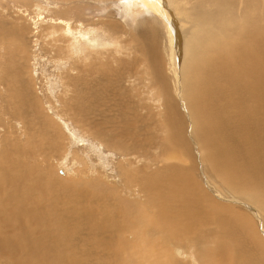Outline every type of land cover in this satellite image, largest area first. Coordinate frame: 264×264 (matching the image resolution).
<instances>
[{
	"label": "bare ground",
	"instance_id": "bare-ground-1",
	"mask_svg": "<svg viewBox=\"0 0 264 264\" xmlns=\"http://www.w3.org/2000/svg\"><path fill=\"white\" fill-rule=\"evenodd\" d=\"M31 2L48 18L22 23ZM16 5L9 22L0 12L1 44L21 48L19 63L16 49L0 63V264H264V0ZM24 30L74 59L68 108L55 90L63 72L46 77L51 93L40 86L37 49L22 74ZM62 127L82 143L72 149L95 152L91 165L60 151ZM58 155L65 174L102 173L133 198L102 181L70 194L43 164ZM101 188L112 202L88 197Z\"/></svg>",
	"mask_w": 264,
	"mask_h": 264
},
{
	"label": "rangeland",
	"instance_id": "rangeland-1",
	"mask_svg": "<svg viewBox=\"0 0 264 264\" xmlns=\"http://www.w3.org/2000/svg\"><path fill=\"white\" fill-rule=\"evenodd\" d=\"M18 1H23V0H18ZM11 2H13L14 4H15V0H4V1H1L0 3H2L1 4V8H0V12L2 11L1 9H8L9 10V12H8V16H6L4 19H3V22L6 20L7 22H9V21H11L13 18H11L12 16L13 17H18V15H19V13H18V9H17V5H18V3H16L17 5L13 8V6L12 5H14L13 3H11ZM35 3H37V2H31L30 4H29V6L28 7H25V6H22V9H21V11H22V16H23V19H21V22L22 23H24V24H29L30 22L31 23H33L31 20H35L36 21V16L37 15H40V17L42 18V20H45V19H47L48 17H47V15H48V12L45 10V9H37V6H36V4ZM42 4V3H41ZM44 11V12H43ZM18 14V15H17ZM27 14V15H26ZM44 16V17H43ZM0 17H2V15L0 14ZM43 26V23L41 24V27ZM44 26H45V24H44ZM45 31H43L42 32V34L39 36V37H33L32 36V32H29V30H24V35H25V42H24V45H23V47H22V49L24 50V52H23V55H22V57H23V59H21V62L23 63V65H24V68H23V71H22V74L24 75V76H26V77H31L30 76V67L28 66L29 65V63H30V61H29V57H31L32 55H31V53H33V50H36L37 51V55L34 57V58H36L38 61H37V63L36 62H34L35 63V66H37V68L39 67V69L37 70V71H35V74L36 75H40V80H38V81H40V86L42 87V89L45 91V93L46 92H48V93H51L50 92V89H52L51 88V86H54V84L53 83H51L50 85H46V80L47 79H49L48 81H50V78L52 77V76H49V75H51V74H53L54 76H56V75H58V72H59V74L60 73H62L63 75H61L62 76V81L60 82V86H56V88H55V90L57 89V91L56 92H60L61 94H60V96H62L64 99H65V102L63 103V105L65 104V106H67L66 108H68V105L66 104V102H69L68 100H70V99H72V97H71V95H72V93H73V85H70V84H68L69 83V78L66 76L67 75V73L68 74H76L77 73V69H75V68H72V66H74V59H72L71 57L68 59V58H66L67 57V54L65 53V52H58V53H56L55 52V49H53V44H54V42L52 41V38H48V37H45ZM1 37V36H0ZM34 40H37V41H34ZM10 42L11 41H9V40H4V41H2V44H1V42H0V52L2 53V54H8V55H3V56H0V63L2 62V68H4L5 66H6V64L8 63V56H10L11 58H13L15 61H16V58H15V56H13L14 55V51L13 52H10L11 50H14V49H16L17 50V53H16V55H17V60H18V62L17 63H19V60H20V51H21V48H20V46L19 45H17L16 46V48L12 45V42H11V44H10ZM27 42V43H26ZM34 42V43H33ZM36 43V44H35ZM4 44V45H3ZM33 45H35V47H33ZM39 46V47H38ZM3 47V48H2ZM14 47V48H13ZM18 47H19V49H18ZM1 48H2V50H1ZM34 48V49H33ZM10 51H9V50ZM49 51H48V50ZM39 50V51H38ZM32 51V52H31ZM42 51V52H41ZM48 52V53H47ZM0 53V54H1ZM13 53V54H12ZM36 54V53H35ZM45 54V55H44ZM61 54V55H60ZM64 55H65V57H64ZM39 58V59H38ZM57 58H65V59H63V60H65L64 62H66V61H68V64H66V63H64L65 64V67L64 66H59V67H55V65H54V63H48V61L47 60H57ZM107 58H109V55H106L105 56V58L104 59H107ZM27 59H28V61H27ZM36 59H33V61L35 60L36 61ZM44 59V60H43ZM32 61V62H33ZM43 61V62H42ZM47 62V63H46ZM39 63V64H38ZM70 63H72V64H70ZM37 64V65H36ZM49 64V65H48ZM63 64V65H64ZM8 65H11V64H8ZM54 66V67H53ZM46 67V68H45ZM16 68L18 69V67L16 66ZM43 68H45V69H43ZM58 68V69H57ZM68 68V69H67ZM42 69V70H41ZM52 69H54L55 70V74L53 73V71L54 70H52ZM60 69V70H59ZM46 70V71H45ZM57 70H59V71H57ZM48 71V72H47ZM29 72V73H28ZM52 72V73H51ZM38 73V74H37ZM46 75H45V74ZM51 73V74H50ZM53 76V77H54ZM60 76V77H61ZM46 77H47V79H46ZM55 78H57V77H54V78H51V80H54ZM47 81V84H49L50 82H48ZM15 84H17L16 82H15ZM48 86V87H47ZM48 88H49V90H48ZM68 92V93H67ZM38 93L39 94H41L40 93V90H38ZM70 94V95H69ZM53 97V99H55L56 97L55 96H52ZM59 105H60V103H59ZM71 112V111H70ZM69 112V113H70ZM73 112H74V108H73ZM62 113L65 115V117H67V114H69V113H65V111L63 112L62 111ZM110 114V113H109ZM85 115H87V116H89V117H92V116H95V118H96V120L97 121H99V120H102L103 118H104V115L102 114V113H96L95 115H93V114H90V113H85ZM0 116H1V114H0ZM68 116H71V117H69V118H73L74 119V121L75 122H77L80 126H82V127H84L85 128V130L88 132V133H91V131H90V129H89V126H86V125H84V123H82V122H78L77 121V119H76V116L74 115V114H72V115H68ZM56 119V118H55ZM90 118H87V120H88V122H90V120H89ZM57 121H59V119H56ZM64 122V121H63ZM59 123V122H58ZM59 124H61V122L59 123ZM99 124H101V123H99ZM64 125H66L67 126V124H65L64 123ZM37 127H38V129H44V128H46L44 125H36ZM90 128L92 129V128H94V126L93 125H90ZM69 129V127H65V128H61V130L64 132V137H61V143H60V148H61V150L60 151H62L63 153H66L67 152V155L69 156L68 158L69 159H71V155H72V153L74 152L79 158L78 159H76L77 160V162H75V163H78L79 165L80 164H83V162H82V160L80 159V158H87V162L89 163V165H91L92 164V159H93V157H95V152H93V153H90L88 150H80V148L81 147H79V149H72V147H78V145L79 144H82V143H80V139H78V140H76L75 139V136H70V133H68L69 134V136H68V134H67V130ZM54 133V132H53ZM56 133V132H55ZM10 138H12V137H10ZM85 139H83V140H81V141H84ZM96 150V149H95ZM50 151V150H49ZM72 153H71V152ZM57 153V151L54 153V154H56ZM53 154V155H54ZM73 156H74V154H73ZM99 157V156H98ZM77 158V157H76ZM52 159V158H51ZM51 159H50V161H48L47 160V162H44L43 164H45V165H49V164H51V162L53 163V165L54 166H56L57 165V167L58 168H56V170H58L57 172H58V174L59 175H61V176H63V181H61L60 180V182H61V184H63V182H65L67 185H69V187H70V190H71V193L70 194H72V192H76V190H79V186H81L84 182H85V184L88 182H94V181H102V184H103V186H105V187H107V185H108V189L110 190V188H109V186L110 187H114V185H115V187H116V189H117V195L119 196V193L120 194H122L123 195V197H129V198H133V193L132 192H129V191H126L125 189H124V185L123 184H118V183H116V182H113L110 178H107V176H105L104 174H102V173H99V174H96V172H94V173H89V176H88V174L87 173H85L84 172V170H83V168H75V173L74 172H72V171H67L66 173L67 174H65L64 172H62L63 170V168L61 167V166H59V162L61 161V160H59L60 159V155H58L56 158H55V160H52L51 161ZM57 159L59 160V161H57ZM56 161V162H55ZM75 161V160H74ZM88 165V168L90 169V170H95V171H97L98 170V168H96L95 166H89ZM79 167V166H78ZM62 172V173H61ZM70 174V175H69ZM81 175V176H80ZM99 176H100V178H99ZM103 176V177H102ZM105 182V183H104ZM107 183V184H106ZM100 191H97V192H95V191H93L92 190V194L93 195H88V197L89 198H92V199H94V200H98V199H100L101 201H103V200H108V201H110V202H112V197H110V196H108V193H107V191H105V189L103 188H101V189H99ZM123 191V192H122ZM127 192V193H126ZM101 194V195H100ZM98 196V197H97ZM94 197V198H93ZM106 197V198H105ZM110 199V200H109ZM140 197H137V203H138V205H140ZM136 202L135 203H133V208L131 207L132 206V202H130L131 204L129 205L131 208H127V209H129L127 212L128 213H131V211H133V209H136L135 207H138V205L136 204ZM116 204L117 203H114L112 206H111V208H114L115 206H116ZM128 204H129V202H128ZM135 204H136V206H135ZM130 218H132V217H130ZM256 225H257V223H256ZM43 232H44V227H43ZM53 237L55 236V234L54 233H52L51 234ZM128 240H131V239H134L135 237L134 236H131L130 237V235H128ZM44 243H45V246L47 245V244H50L49 242H47V241H44ZM162 244V242H160V243H158L157 244V246H156V248H163V247H161L160 245ZM135 245V244H134ZM133 245H131L130 247H132ZM139 245H136V246H134L133 248L136 250V251H138V252H140V251H142V250H145V248L142 246V247H138ZM181 246V245H180ZM183 247V246H182ZM153 248V249H152ZM167 248H169V249H166V248H163V249H165V250H167V251H170V253L171 252H173V247H167ZM150 250H151V253L152 254H154L155 253V251H156V249L154 248V245H150ZM155 250V251H154ZM152 251H154V252H152ZM151 258H155V257H153V256H151ZM139 260H145V259H150V258H144V259H140V258H138Z\"/></svg>",
	"mask_w": 264,
	"mask_h": 264
}]
</instances>
